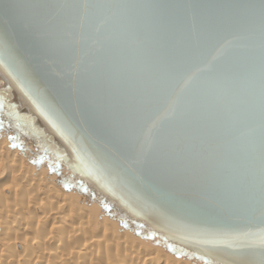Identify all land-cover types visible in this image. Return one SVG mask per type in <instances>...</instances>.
<instances>
[{"label":"water","instance_id":"1","mask_svg":"<svg viewBox=\"0 0 264 264\" xmlns=\"http://www.w3.org/2000/svg\"><path fill=\"white\" fill-rule=\"evenodd\" d=\"M262 82L264 0H0V129L194 262L264 264Z\"/></svg>","mask_w":264,"mask_h":264},{"label":"bare ground","instance_id":"2","mask_svg":"<svg viewBox=\"0 0 264 264\" xmlns=\"http://www.w3.org/2000/svg\"><path fill=\"white\" fill-rule=\"evenodd\" d=\"M66 184L0 129V264H193Z\"/></svg>","mask_w":264,"mask_h":264},{"label":"snow or ice","instance_id":"3","mask_svg":"<svg viewBox=\"0 0 264 264\" xmlns=\"http://www.w3.org/2000/svg\"><path fill=\"white\" fill-rule=\"evenodd\" d=\"M227 53V48L221 45L216 48L213 54L203 64L194 67L191 71L184 75L183 79L179 82L175 92L167 100V103L163 107L148 118L141 130L137 139L143 144H152L158 142V134L162 130L165 121L170 120L175 116L177 112V105L180 94L197 78L198 74L205 71H212L213 62L219 57L224 56ZM262 117H264V82H262ZM261 130V159H262V170H264V118H262L261 124L259 125ZM261 215H264V208H261ZM264 242V241H262Z\"/></svg>","mask_w":264,"mask_h":264},{"label":"rangeland","instance_id":"4","mask_svg":"<svg viewBox=\"0 0 264 264\" xmlns=\"http://www.w3.org/2000/svg\"><path fill=\"white\" fill-rule=\"evenodd\" d=\"M133 231H134V229H132ZM136 232H137V237L139 238V239H143V240H146V241H151V242H149L150 244L152 243V242H154V243H152L151 245H153V246H156V247H158V248H160L161 250H163L164 252H166V253H168V254H170V255H173L174 257H176V258H179V259H181L180 257L181 256H178L177 254H175L174 252H171L170 250H168L167 248H165L162 244H160V243H158V242H156V240H154V239H152V238H149L148 236H146V235H144L143 234V232H141V231H138V230H135ZM134 231V232H135ZM135 232V233H136ZM163 247V248H162ZM198 262H194L193 261V264H197ZM199 264H201V263H199Z\"/></svg>","mask_w":264,"mask_h":264}]
</instances>
